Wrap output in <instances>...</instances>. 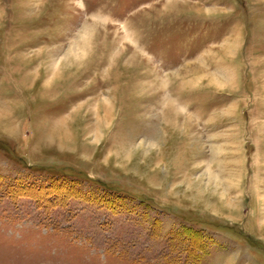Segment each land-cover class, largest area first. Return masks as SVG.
Returning a JSON list of instances; mask_svg holds the SVG:
<instances>
[{
	"label": "rangeland",
	"instance_id": "1",
	"mask_svg": "<svg viewBox=\"0 0 264 264\" xmlns=\"http://www.w3.org/2000/svg\"><path fill=\"white\" fill-rule=\"evenodd\" d=\"M0 264H264V0H0Z\"/></svg>",
	"mask_w": 264,
	"mask_h": 264
},
{
	"label": "trees",
	"instance_id": "2",
	"mask_svg": "<svg viewBox=\"0 0 264 264\" xmlns=\"http://www.w3.org/2000/svg\"><path fill=\"white\" fill-rule=\"evenodd\" d=\"M57 187H59L60 189H62L63 191H64V194H66V193H69L68 192V190H71V191H73L74 193H75V191H76V187H75V185L74 184H70V183H68V182H62V183H60ZM39 188V187H38ZM45 188H47L48 190H52L50 187H45ZM39 189H41V188H39ZM55 189V188H54ZM42 190V189H41ZM76 194V193H75ZM76 198H78V197H76ZM109 204H111L110 202H108ZM198 236V235H197ZM196 243V242H195Z\"/></svg>",
	"mask_w": 264,
	"mask_h": 264
}]
</instances>
